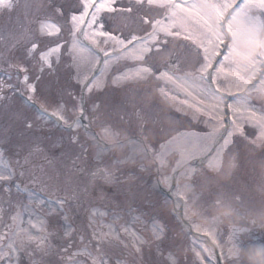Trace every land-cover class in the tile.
Instances as JSON below:
<instances>
[{
  "label": "snow or ice",
  "instance_id": "6c2138e0",
  "mask_svg": "<svg viewBox=\"0 0 264 264\" xmlns=\"http://www.w3.org/2000/svg\"><path fill=\"white\" fill-rule=\"evenodd\" d=\"M18 3L19 0H0V11H12ZM48 4L52 8V13H47L44 18L36 21L38 24L36 32L41 37H59L64 25L67 24L70 26V39L65 42H58L55 46L46 47L45 50L39 47V41H36L34 36L27 38L26 42L30 46L26 48V58L36 60L37 63L33 65L34 67L38 65L34 80H31L29 69L24 65L9 66L17 67L18 73L23 74L22 76L18 74L17 80L28 92V100L32 101L37 92L36 82L41 79V75L46 69L50 72L54 71V62L51 58L55 57L58 63L64 43H67V51L76 68L74 79L82 87L79 97L68 93L69 98L73 101L71 108L68 107V102L65 100L59 101L51 111L41 104L37 119L55 118L57 123L73 130L74 133L81 127L82 120H89L87 98L103 88L101 77L91 75L96 71V65L101 63V57L97 53H102L105 58L111 57V61L124 59L138 62L134 68L121 72L114 79V83L118 81L147 82L154 78L178 87L186 86L184 87L186 96L191 95L188 89L193 83L197 81L201 84L208 83L207 88H202V96L207 98V104L203 98L192 104L184 99L180 100L179 104L194 108L208 118L206 123L209 124L211 131L206 136L197 137V139H210L212 142L211 146L205 144L199 149V152L203 153L201 160H207L209 170L224 174L226 165L228 173L238 166V154L228 151L234 145L236 138H241L256 147H264V105L257 108L251 103L253 93L259 97H264V0H192V2L190 0H128L127 6L123 7L114 6L116 0H77V3H74L72 7L78 9V12H70L64 23L54 22L55 17L53 16L54 13L56 17L63 18L62 9L64 6L58 4L56 0H48ZM145 6L161 10V16L160 18H152L144 14L138 15L139 21L148 27L143 35L130 33L128 36H120L105 30L102 14L127 13L130 15L134 10L140 13ZM180 36L191 41L197 50L195 72L189 71L178 76L176 75L177 64L174 61H168L163 68L155 62L149 63L150 58L167 51L169 37ZM5 39V36L0 35V43ZM82 41H88L96 51L85 47ZM221 48L225 50L223 54ZM221 55H223V60H218L217 58ZM111 61L110 59H103L104 69L110 67ZM213 72L223 74L226 78L231 77L230 86L235 87L236 92H227V95L234 98L232 103H227L225 96L220 95V84L217 82V76L212 74ZM13 87L15 85L0 81V100L5 99L3 96L5 88ZM160 91L166 98L178 100L177 96L166 92L164 88H161ZM113 110L114 106L110 105L105 108L102 101H94L91 105V111L94 114L92 120L98 121L102 117H110ZM177 110H180L179 107ZM68 111L75 113V119L70 120L65 115V112ZM141 111L138 109L135 113L138 120L141 119ZM120 119L123 120L124 116L121 115ZM23 123L27 130L34 127V122L31 119L25 118ZM245 125L251 131H246ZM83 126L87 131L91 124L86 123ZM138 131L143 134L150 130L145 127V123H140ZM180 135L191 137L194 134L181 133ZM119 137L120 133L114 130L110 124H104L100 134H93L88 137V139L96 142L97 152L95 170L87 174L89 184L84 186V192L88 193L89 189L92 188L98 191L100 198L103 199V184L120 183V177L103 163L104 153L114 149L122 150L125 147ZM173 140L175 137L166 143L172 144ZM146 141V135L130 138L129 144L132 146V155L126 156L123 160L117 159L114 163L122 164L133 161L134 154L137 152L144 155L151 154L153 147ZM70 142L79 145L82 152L87 154V147L80 141L78 133L70 137ZM163 147L165 145L162 144L161 148ZM38 150L39 148L36 147L32 151ZM210 153L211 155H209ZM226 154L228 155L227 161L225 160ZM181 156L182 159L185 156L188 159L197 158L195 152L186 153L183 149H181ZM80 158L77 156L73 163L76 164ZM157 159L160 160L161 165L164 164L160 154H157ZM181 162L177 161V166ZM16 163L20 164V161L17 160ZM28 163L29 157L26 156L24 163L20 164L19 177L27 178L28 182L33 185L42 183V177L36 175L34 168L25 167ZM141 170H143L142 165ZM195 172L194 167L190 168L188 178L191 179ZM16 177V169L5 155V149L0 147V188L3 192L8 193L10 191ZM98 180L102 181L103 184L96 183ZM15 187L20 190L19 182H15ZM182 187L190 191L193 185L185 184ZM260 190L264 191V186H261ZM24 191H28L27 186H25ZM34 195V193L29 192L28 202L22 206L17 205L16 211L10 215L12 223L4 225L6 230L0 229V264H22L24 254L32 256L34 252H46L47 249H51L53 245L50 243V237L54 233L48 231L49 218L60 214L61 219L65 221L68 219L64 213V206L68 203L66 197L58 196L55 200L56 207L49 204L45 208L44 205L48 202L38 198L34 199ZM129 195L134 197L135 193L130 191ZM174 195L178 201L183 202L184 216L191 220L188 215L190 208L188 198L184 195L179 184H177ZM219 200L220 198L215 201V204ZM204 208L205 210L208 209L207 207ZM4 212L5 209L0 206V223H3ZM25 213L29 217L27 221L24 220ZM106 215L107 213L99 208L92 207L90 209V220L96 221L98 218L101 220L98 225L99 230L95 231L93 236L97 240L96 254H93L85 245L84 248L68 258L69 264H82V261L76 259L77 256L89 257L92 264H108V259L101 246L110 240H119L116 221L120 217L115 216L111 223H104L103 218ZM213 221H218V219H213ZM105 227L107 232L103 231ZM193 227L201 236L211 237L213 246L221 247L215 239L214 226L204 229L198 224H193ZM119 231L131 237L132 246L139 253L141 251L139 245L145 241L132 230L131 225L129 223L120 225ZM240 231H247V229L234 228L230 232L229 240L238 244ZM164 233V227L153 221L154 238L162 240ZM70 234L69 230H65V237ZM120 242L123 243V241ZM192 245L191 251L195 256L193 264H196V261H199V264H207L209 260L215 258L216 253L213 248L205 247L204 242L199 237L192 240ZM196 245H199L200 251H197ZM124 246L127 247L126 244ZM61 250L67 251L66 248ZM201 251L206 253L207 257L202 256ZM167 259L170 264H177L173 254L170 253Z\"/></svg>",
  "mask_w": 264,
  "mask_h": 264
},
{
  "label": "rangeland",
  "instance_id": "374dc122",
  "mask_svg": "<svg viewBox=\"0 0 264 264\" xmlns=\"http://www.w3.org/2000/svg\"><path fill=\"white\" fill-rule=\"evenodd\" d=\"M116 2H117V0H116ZM190 2H192V0H190ZM30 4L31 5L35 4L37 7H41L42 0H35L34 2L31 0ZM146 10L147 11L144 12V15L150 16L152 18H160V16H161V10H159V9H156L154 7L153 8L147 7ZM71 12H78V10H74ZM6 13H8V12H6ZM0 15L3 19H5L4 13H2L1 11H0ZM69 15H70V11L64 18H58L57 19L55 17L54 22L64 23V21L68 18ZM103 17H105L115 27H119L116 24H120V23H122L120 21H123L125 23L126 27L130 28L129 32H126V33H135L137 35H139V34L142 35V34H144L145 31L148 30V27L146 25H144L142 22H140L138 19H136L133 14L129 15L127 13H124V14L104 13V14H102V18ZM102 22H103V20H102ZM69 27H70L69 25L65 24L63 29H62V32H61V34L64 35V37H66L68 39H70L69 38ZM130 30H132V31H130ZM168 40H169V43H168L169 48L166 51V53L162 54L163 55L162 58L165 57L166 60L169 58L168 61L176 62V64H177L176 75L182 76V75H184V73L189 72V71L195 72V69H193V68L197 67V56H196L197 50H196L195 46L191 43V41L185 40L183 38V36L171 37V38H168ZM222 49L223 48H221V50ZM97 54L100 55L99 53H97ZM156 56H154L152 58H155ZM100 57H101V55H100ZM109 58H111V57H109ZM64 59L65 60L71 59V56L67 50H65V52H64ZM105 59H107V58H105ZM219 60H223V56ZM110 61H111V59H110ZM153 62H155V61H153ZM153 62H151V63H153ZM131 63L133 64V63H138V62H134V61H130V60H124V59H121L119 61H111L110 67L108 69H104V67L102 65L100 72H98L95 75V76L101 77V79L103 81V88L101 91L103 93H107V92L112 93L113 90H115L114 88H120V90L122 89V92H124V94H127L129 92L132 93V101H134L136 104L125 103V106H127L129 109L128 108L127 109H120L119 104H117L116 102L113 105V106H116V109H114L113 111H115V115H116L117 120L125 123L128 130L137 129L140 123H145L146 128H151V126L148 125V123H147V118L149 116H151L152 127L154 129H156L155 126H159V124H158V122H156V124H154L152 119H153V117L157 118L156 116H160L159 109H161V110L164 109V112L168 115V117H167V121H164V123L162 125V129L163 130L165 129V134L167 133V136L168 135L170 136L172 134V137H170V138L168 137V139L171 140L173 137H175V140H173L172 144L166 143V144H164L165 147H163V148L160 147L159 154L163 159L165 157L173 156V157H176L177 160H176L175 166H173L172 168H170L169 165H164L161 168V173L164 174V176L162 178L161 177L154 178V176H153V179L155 180V182L158 181L159 183H162V185H163V187H165L164 189H166V191L172 190L173 195L176 191L177 184H179L181 186V190L184 192V195L188 198V204L189 205H192L194 200L196 201L197 204H200V202L202 200V187H201V185L200 184H192L188 180L183 179V178L181 179L180 177L176 179L175 178V175H176L175 171H176V169H178L179 175H181L182 173L183 174L187 173L186 170L188 168L190 169L193 166L192 161L195 160V159H188L187 156L183 157V159H182L181 149H183L186 153L195 152L197 154L196 159H199V158L203 157V153L199 152L200 147L202 145H205V144L211 146L212 142L210 139L209 140L197 139V137L206 136V134L211 131L210 126L208 124H205L208 118H207V116L202 115L201 113L197 112L194 108H190L187 105H180L179 104V101H180L179 97L182 96V93L179 91H176V90L179 89L185 94L184 87H186V86L178 87L177 85H173L171 83H166L164 81L154 79V81H152L151 97H150V95H147V96L142 95V91H140L141 85L144 84V82H142V81L141 82L118 81V82L114 83V79L121 72L128 71V70L135 67V66L131 67L132 66ZM162 63L166 64L165 62H162ZM0 64L6 65L7 68H11L9 65H13V62L11 61L9 56L4 55V54H0ZM20 64L25 65L24 60H21ZM72 65H73V63H72ZM98 65H96V69L98 68ZM74 68H75V66H74ZM212 74L213 75L215 74L217 76V78L219 79V81L221 83V85H220L221 90H222L221 92L226 94V95H224V94L220 93V95L225 96L227 103H232L234 98L231 96H230V98L227 97V92H236L235 87L230 86L231 77L226 78L223 74H216L214 72ZM91 75H93V73H91ZM31 80H33V79L31 78ZM43 83L53 85V89L50 90V91L55 92V95L53 97H50L48 93L40 94V90L42 89L41 86ZM61 83L62 82L58 78H54L53 76L44 77L43 81L40 83L39 88L37 89V92L35 94L36 97L38 98V101L40 103H44L47 106H49V107L45 106L48 109H53L55 107V105L60 101V98L63 94V88L61 86ZM159 85H160V89L161 88L168 89L171 93H173V95L178 97V100H172L170 98L165 99V97L163 95V98L160 99V101H158V99H157L158 96H156L155 90H156V87ZM207 87H208L207 82H205L203 84H201L199 81L193 83L191 88L188 89L191 92V95L186 96L185 99H187L189 101V104H192V103H195L196 100L203 98L205 104H207L208 103L207 98L202 96V88H207ZM45 88H47V85L45 86ZM75 90L76 89L73 88L72 92H74ZM101 91L95 92L92 95L99 94ZM141 96H142V100H141ZM145 97H146V99H145ZM252 99H255L256 104H254V105H256L257 108H260V107H258L257 103L259 105L260 104L264 105V100H263L264 98L257 96L255 93L252 94ZM140 101H142V103H144V104H138ZM148 104L150 105V108H148ZM178 105L183 110L192 111L195 113V115L193 116L194 122H192L189 119L184 120V119L176 117L175 112H174V116H173V114L169 113V111H171V109H173V108L177 109ZM171 106H172V108H171ZM138 109L142 110L140 120H138L136 115H135V113L137 112ZM36 115L39 116V114L37 112H36ZM121 115L124 116L123 120L120 119ZM42 120L44 122H47V120L41 119V121ZM104 123H106V122H104ZM114 130H115V128H114ZM181 133H193L194 135L191 137H188V136L180 135ZM145 135L148 137V135H150L149 131H147L145 133ZM149 139H150V144L152 145L154 143V140H153L154 138L149 136ZM89 140H91V139H89ZM237 143H239V145H240L239 149H236ZM228 151H229V153H236V154L238 151V153H239V157H237L238 166L235 169L231 170L230 179H226V177H221V178H219L220 183L217 181L215 183V185L219 186L220 184H225V185L228 184V188H230V190L233 189L235 194L238 195L239 199H240V195L244 194V193H248L247 199H253L254 197L249 195L252 193L253 189L244 187V185L238 180V168H239V166H241L245 169V172H244L241 180L248 182V183H252V182L256 183V182H258V180L259 181L261 179L263 180V182H261L260 184L258 183V187L256 189V194L259 197V199H263L264 198V191H261L260 189H261V186H264V160L263 159L261 160L259 158H255L254 149L249 144H247L245 140H243L241 138H236L234 145L232 147H230V149ZM262 154H264V153H259L258 156H260ZM227 159H228V155L226 154L225 160L227 161ZM17 160L18 159H15L13 164L16 166L15 169H16L17 175H18L19 171H20V164L24 163V159H22V158L19 159L20 164L16 163ZM177 161H182L179 166H177ZM184 161H186V162H184ZM205 165L207 167V161L205 162ZM25 167L26 168H33L31 161H29V163L27 165H25ZM155 168L157 169V167H155ZM144 169H145V171L147 170L146 166L144 167ZM156 169H155V171H156ZM207 169H208V167H207ZM226 171H227V165H226ZM156 176H157V173H156ZM174 181H175V183H174ZM86 184H89V182L85 183L84 185H86ZM185 184L193 185L192 189L190 191L187 189H183L182 186ZM72 187H76L77 189H82V190L84 189V187L73 183L71 187H68L69 188V190H68L69 198H67L66 196L60 195V191L58 193H56L55 195H56V197H58V196L66 197L67 200L69 201L68 206H67V204L65 205V206H67V211L65 213L68 217V219L66 221L75 222L74 224H77V226L79 227V229H80L79 233L81 235L86 236L87 232H89L88 229L86 228V226L84 225V221L86 220V216H87V218L90 219V209L92 207H95V208H99L101 211H105L107 213V215L103 218L104 223H111L115 216L120 217V219L116 221V224L118 225V227L117 226L116 227H117V230L119 233V237H122L125 240L127 239V237H129L128 235H126L122 231H119V229H118L120 225H123L125 223H129L132 227V230L135 231L136 234L145 241V243L139 245V247L141 249V251L139 253H137L135 251V249L131 247V244L129 245V243L127 242L126 245H127V248H129V249L128 250L126 249L125 252L118 254V256L116 257V263H118V264H146V263L148 264V261L150 264H155L151 261V255L157 251V247L155 246L156 241L158 244L162 243V242L166 241L169 233H174L177 235L179 233L177 231L180 230L179 228L181 227L180 221H179L177 216L176 217L173 216V214H172L173 208H172V210H170L171 207L174 206L175 204H172V206H171V205H168L167 202L158 201L157 204H153L154 212L161 219L157 223L160 224L161 226H164L165 233H164V237L162 240H156L154 238L153 221L150 222V220L152 218L151 216L153 213V208L149 202L148 193L137 192L136 188L134 186H132L130 188V191L135 193V196L134 197L132 196V200L134 199L135 201H141L142 202L140 205V210L143 211L142 213H139L138 207L136 206L135 202H132V203L130 202L127 204L119 202L118 194L119 193L124 194V192L122 190H117L116 192H112V193L103 192V196H104L103 199H101L100 196L93 195V194H95L94 191H92V193L91 192L86 193L83 190V192L80 194V198H81V200H80L79 194L77 192H75L74 190H72ZM17 192H18L17 190H15L13 192V194H12L13 199L17 195H19ZM8 193H10V191ZM2 194H3V191H2V188H0V199H1ZM74 194H75V198H74ZM83 196H84V198H83ZM28 199H29V196H28ZM27 202H28V200L24 204H26ZM16 204L19 205L17 201H16ZM52 204L56 205L55 200L53 201ZM1 206H2V204H1ZM73 208H80V210L77 214H75L73 217H71L70 212ZM7 209H9V206L7 207ZM87 209H88V211H87L88 215H86ZM5 211H6V214L9 215L10 211H8V210H5ZM41 215H44V213H41ZM132 215H136L137 217H140L139 218L140 220L135 221V225H132V222H133ZM59 216H61V215L57 214L56 216L49 218L51 221L50 230L52 233H54V235H52L50 237V243L53 246L55 245V247H56L55 249H57V250L62 249L59 246V241L61 242L65 238V237H63V233L60 231V230H63L64 225L61 223ZM211 216H212V214H211ZM28 218H29L28 214L25 213L24 214V220L27 221ZM97 220H100V219L98 218ZM190 222H191L192 227H193V224H198L204 229H209L210 227L214 226L215 232H216L215 239H216V241L220 242V238L223 235L224 230H225V228L223 227V224L221 223V222H223V219H220V220L214 222L213 220H211V217L209 219H198V218L193 217V218H191ZM169 229L172 232H167ZM193 229L195 230L194 227H193ZM103 231L107 232V228L106 227L103 228ZM90 232H93V231H90ZM179 235H180V233H179ZM169 242H173V241H169ZM108 243L109 242H106L101 246L102 251L105 254L109 253ZM109 245L114 247L113 243H109ZM88 246H89V250L92 251V253L96 252L97 240L90 242ZM204 246L208 247L205 242H204ZM196 248H197V251H200L199 245H196ZM219 249H220V247H219ZM35 253H36L34 255V256H36L35 260H37L41 254L42 255L48 254L49 249H47L46 252H35ZM74 253H75V251H74ZM201 255L207 257V254L204 253L203 251H201ZM156 256H157V254H156ZM84 257H85V259H83L81 256H77L76 258L78 260L82 261V264H90V262L87 260L86 256H84ZM118 257H120V258H118ZM194 260H195V257H194ZM194 260L192 259L191 256H189L183 262V264H193ZM27 261H32V259H28ZM228 262L232 263V260L231 261L228 260ZM26 264H31V263H26ZM66 264H69V259L66 260ZM196 264H199V262L196 261ZM207 264H215V263L212 260H209L207 262Z\"/></svg>",
  "mask_w": 264,
  "mask_h": 264
},
{
  "label": "trees",
  "instance_id": "16d2710c",
  "mask_svg": "<svg viewBox=\"0 0 264 264\" xmlns=\"http://www.w3.org/2000/svg\"><path fill=\"white\" fill-rule=\"evenodd\" d=\"M30 1L31 0H19V3L15 7V9L12 10V12L7 11V10L1 11L2 13H4L5 19H3L0 15V35L5 36L6 38L2 43H0V54L9 56L11 61L13 62V65H17V66L22 65L20 64V61L23 60L24 56H26V48L30 46L26 42L29 36H34L35 40L39 41V47L41 49H46V47L54 46L58 40V37H41L36 32V29L38 27V24L36 23V21L44 18L47 13H52V8L49 6L48 0H42L41 7H37L35 4L31 5ZM32 1L34 2L35 0H32ZM56 2L64 6L62 9V11L64 12V17L69 13V11L71 12V11L76 10L75 8L72 7V5L74 3H77V0H56ZM119 5H120L119 2H116V5L114 6H119ZM53 16L56 17L54 13H53ZM56 18L58 19L61 17H56ZM102 20L105 25V30L111 31L115 35L125 36L124 34L125 31L121 29L120 24H116L119 27H115L105 17H103ZM60 63H61L60 60L58 61V63H54V71H57L56 66L59 65ZM24 66L29 69V74L31 75L29 65L25 62ZM18 74L21 76L23 75L22 73H18L17 67L7 68L6 65L0 64V81H4L6 84L15 85V87L5 88L3 91V96L5 97V99L0 100V106H1V112H2L1 120L7 119V118L10 120H13L17 117V114L19 112L24 113V114L27 113L25 109L26 102L23 96L28 95V92L26 91L24 86L18 82L17 80ZM36 75L37 74H35V76ZM43 75L44 73L41 75V79L38 82H36L37 89L39 88L40 83L44 79L42 78ZM33 99H35V97H33ZM120 127H121L120 134H124L126 132L125 125L120 124ZM62 134L64 135L67 134V131L62 130ZM50 135L51 136L54 135V133L51 131V128H50ZM51 144L60 145V142L56 141V139H53L50 141V145ZM21 154L22 153L18 151L16 153V156L19 157ZM41 158H43V160L45 161V164L48 167V169L52 170L54 167L53 155L52 154H48L46 156L41 155ZM131 163L133 164L134 161H131ZM117 176L120 177L119 184H115V183L103 184V182L99 180L96 181V183L103 184V189L107 193H112V192H116L117 190H122L124 194L122 193L118 194L119 202L124 203V204L130 203V202L137 203L136 206L138 207L139 213L143 212L142 210H140V205L142 202L135 201L134 199L132 200V195H129L130 188L134 186L137 192L148 193L149 202L153 208V213L151 216L152 218L150 222L160 221L159 217L154 212L153 204H157L158 201L167 202L168 197L163 192H161L157 187L153 186V184L151 183V177H147L144 182H141L139 177L133 171H126V172L117 174ZM196 177L197 175L195 174L193 178H196ZM218 177L221 178L220 175H218ZM221 187L222 189H226L227 192L229 193V194H225L226 198L237 199L238 195L235 194L233 189L230 190V188H228V184L226 185L223 184ZM99 194L97 193L93 195L97 196ZM200 205L205 206V199L200 202ZM71 211L76 212V209L73 208ZM87 211L88 209L86 210V215H88ZM4 216H5V212H4ZM132 218H135V221L140 220L139 219L140 217H137L136 215H132ZM135 221L132 222V225L135 224ZM100 223H101L100 220L91 221L89 218H87V216H86V220L84 221V225L86 226L88 231H94V232L99 230L98 225ZM116 226L118 227L117 224ZM0 229H2L1 225H0ZM65 230H69V231L72 230L71 233L73 232L76 234L80 232V229L78 228L74 229V226H72L71 229H69L67 226L63 230H60V231L64 233ZM179 232H181V235L183 236V231L181 229ZM85 239H92V237H89V238L87 237ZM67 240H71L72 242L79 241V239H76V238H71ZM123 240L124 239H121L120 241H123ZM126 240L128 241L129 244L132 245L131 237H128ZM84 247H85V244L77 245L76 243L66 246L69 252L73 251L76 248H84Z\"/></svg>",
  "mask_w": 264,
  "mask_h": 264
},
{
  "label": "clouds",
  "instance_id": "9594fccd",
  "mask_svg": "<svg viewBox=\"0 0 264 264\" xmlns=\"http://www.w3.org/2000/svg\"><path fill=\"white\" fill-rule=\"evenodd\" d=\"M205 210L203 205L197 204L194 200L190 205L188 215L190 218L208 219L205 217ZM213 219H245L248 213L246 210L236 207L233 203L226 199L220 198L219 202L211 208ZM261 218L264 219V213H261ZM264 228V223L260 225ZM228 255L235 261V264H264V246L251 245L247 248H242L234 241H230L228 246Z\"/></svg>",
  "mask_w": 264,
  "mask_h": 264
},
{
  "label": "flooded vegetation",
  "instance_id": "af4514ba",
  "mask_svg": "<svg viewBox=\"0 0 264 264\" xmlns=\"http://www.w3.org/2000/svg\"><path fill=\"white\" fill-rule=\"evenodd\" d=\"M252 221H255V219H252ZM263 233V232H262ZM229 264H235V263H229Z\"/></svg>",
  "mask_w": 264,
  "mask_h": 264
}]
</instances>
